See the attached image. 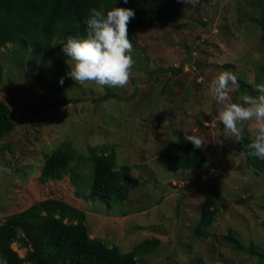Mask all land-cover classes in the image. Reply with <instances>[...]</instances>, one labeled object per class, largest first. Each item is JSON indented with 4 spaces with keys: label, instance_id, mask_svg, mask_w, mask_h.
<instances>
[{
    "label": "rangeland",
    "instance_id": "rangeland-1",
    "mask_svg": "<svg viewBox=\"0 0 264 264\" xmlns=\"http://www.w3.org/2000/svg\"><path fill=\"white\" fill-rule=\"evenodd\" d=\"M136 4L145 11L144 26L132 42L135 64L123 86L72 80L73 61L61 45L52 57L27 60L22 71L20 62L1 57L0 98L13 112L15 127L2 140L8 148L0 150V162L7 165L0 167V221L41 200H62L84 213L91 237L121 252L158 239L143 255L150 264H254L255 258L226 235L236 230L244 246L263 242L264 176L247 170L240 135L219 121L222 105L211 82L222 71L233 72L239 86L231 91V101L243 103L247 93L238 91L239 79L252 84L256 67L264 63L260 27L252 20L264 12V0ZM167 7L178 15L174 28L157 24L153 9ZM180 65L183 73L165 85L171 74L163 71ZM44 71L46 77L32 75ZM53 72L63 78L55 93L47 81ZM107 90L119 97L99 102ZM244 127L255 134L253 122H242ZM179 133L208 140L201 147L208 158L203 167L168 170L164 155ZM65 146L76 155L63 179L41 181L44 156ZM95 146L113 149L117 168L130 167L129 195L123 202L111 199L110 208L88 197L89 150ZM208 196L218 212L207 234L199 236V205ZM12 248L24 257L26 249L17 243ZM0 264L5 263L0 259Z\"/></svg>",
    "mask_w": 264,
    "mask_h": 264
},
{
    "label": "trees",
    "instance_id": "trees-1",
    "mask_svg": "<svg viewBox=\"0 0 264 264\" xmlns=\"http://www.w3.org/2000/svg\"><path fill=\"white\" fill-rule=\"evenodd\" d=\"M93 7L105 12L114 7L133 9L135 16L128 24V38L132 42L139 29L144 26L145 11L137 7L136 0H128L126 4L123 0H0V69L3 55L6 57L4 60L9 62L11 59L9 63L20 62L21 71L25 69L23 67L27 60L31 62L37 57L54 56L60 45H53L54 43L69 35L85 34V20L89 16V9ZM153 12L159 26L176 27L178 15L174 9L157 8ZM252 20L260 27V45L264 50V12ZM12 48L14 52L9 50ZM166 71L171 77L165 85L179 78L183 73V66L169 67L163 72ZM45 73L35 72L32 75L43 77ZM59 77L57 72H53L49 76L50 80H47L50 91L54 93L58 91ZM64 80L68 82L71 79L66 80L64 77ZM239 80V92L252 97L259 96L256 86L264 84V63L256 67L252 84L246 83L242 78ZM109 96L119 97L107 90L97 100L104 102ZM14 127L15 116L7 102L0 98V150L8 148V145H3L2 140ZM253 136L248 129L242 128L240 144L241 152L245 155V167L255 176H264V160L253 156L252 149L248 147ZM75 155L76 152L70 146L46 154L40 167V180L46 182L63 179ZM164 157L168 170L173 173L201 168L208 162L201 148H194L183 133H179L176 141L167 146ZM89 159L91 164L88 175L91 181L90 184L86 183L90 192L88 197L101 200L108 208L111 207V199L123 202L129 195L132 183L130 167L121 165L117 168L116 152L113 149L107 152L103 146L90 148ZM73 184L76 188V176H73ZM217 212L218 208L210 196L200 203L196 235L207 234ZM262 224L264 226V220ZM226 238L235 247L246 249L255 258L254 264H264V240L262 243L251 241L244 246L234 229L229 230ZM13 243L26 249L24 257L19 256L12 248ZM158 244V239H145L130 251L121 252L118 246H109L101 238L91 237L84 213L56 199L41 200L21 212L9 215L4 222L0 221V259L5 264H150L143 255Z\"/></svg>",
    "mask_w": 264,
    "mask_h": 264
},
{
    "label": "clouds",
    "instance_id": "clouds-1",
    "mask_svg": "<svg viewBox=\"0 0 264 264\" xmlns=\"http://www.w3.org/2000/svg\"><path fill=\"white\" fill-rule=\"evenodd\" d=\"M126 4L128 0H123ZM131 8L114 7L108 11L89 9L85 20L84 35L67 36L60 44L73 64L68 75L81 85L95 82L103 88L107 86H123L129 81L131 70L135 64L132 56L133 43L128 38V24L134 18ZM63 84V78L59 80ZM237 76L231 71H222L211 82L214 99L222 105L219 121L224 128L239 136L242 122L255 124V134L248 144L252 155L264 160V84L256 86L257 97L245 94L243 103L231 101L230 93L238 88ZM188 141L194 148H201L208 140L200 135H190ZM0 167H7L0 162Z\"/></svg>",
    "mask_w": 264,
    "mask_h": 264
}]
</instances>
